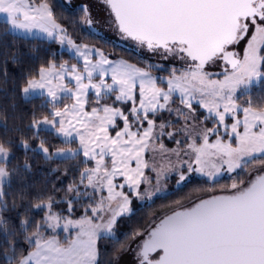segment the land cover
Instances as JSON below:
<instances>
[{"label":"snow or ice","instance_id":"snow-or-ice-1","mask_svg":"<svg viewBox=\"0 0 264 264\" xmlns=\"http://www.w3.org/2000/svg\"><path fill=\"white\" fill-rule=\"evenodd\" d=\"M102 3L119 37L155 62L138 67L77 43L68 34L77 22L64 24L49 0H0L12 34H42L77 61L50 59L26 71L20 91L50 109L42 119L32 113L33 138L44 126L66 146L50 152L40 140L45 160L83 165L61 172L58 180L69 179L60 187L13 191L20 169L9 170L12 141L0 140V264H102L105 240L113 245L108 264L125 257L124 264H264V94L253 96L264 90V0ZM81 13L85 35L100 39L88 7ZM10 60L21 63L15 52ZM20 146L36 151L23 138ZM24 170L31 171L27 161ZM192 174L212 190L224 177L229 183L127 224L133 200L150 206L173 178L182 189Z\"/></svg>","mask_w":264,"mask_h":264},{"label":"trees","instance_id":"trees-1","mask_svg":"<svg viewBox=\"0 0 264 264\" xmlns=\"http://www.w3.org/2000/svg\"><path fill=\"white\" fill-rule=\"evenodd\" d=\"M49 3L53 7L57 17H63L62 22L64 24H67L69 20L77 22L75 27L69 28L68 33L77 43L95 46L104 51L105 54L109 55L112 59H123L129 63L136 64L138 67L144 66L141 61L145 60L144 57L147 58V52L138 49L131 41L122 40L110 26L108 21L105 26L97 25L95 17L92 14V8L89 11L92 14L95 25L103 31V34L95 33L100 39H92L85 35L89 29L80 23L82 6L75 8V10H69L60 0H49ZM101 40L104 41V43H102ZM120 41L126 45H122ZM13 52H15L21 60L20 64L11 63L10 54ZM5 59L9 60V63L6 65L8 83L7 85L0 83V109L5 110L4 114H0V140L12 141L11 157L8 163L9 170L11 171L14 168L20 169V172L12 178V190L15 191L18 187L23 185H33L34 187L31 191H34L36 189H43L45 186L51 188L53 183H55L57 187H60L62 183L69 179V177H62L58 180L57 177L60 176L61 172L68 169L69 174L72 175L76 167H83V165L80 164L79 160H71L65 163H61L58 159L52 161L45 160L43 154L38 150L40 140L46 141V146L49 148L50 152L58 148H66V146L54 131L46 129L39 130L38 139L33 138L34 130L30 128L32 113H36L37 119H42L50 109L48 107H42L45 103V99L38 96L25 99L20 91V83L26 71L35 70L41 64H46L50 59H54L57 64L65 61L76 63L77 61L58 43L44 38H27L12 34L6 28L4 20L0 19V73H2L5 67L3 64ZM163 64L165 66L168 65L165 62H163ZM2 79L3 76L0 75V80ZM13 82H15V87L13 86ZM261 94H264V90L259 88L253 92L254 97H258ZM92 97L93 94H90L89 107H91ZM208 125H211V122H209ZM22 138L30 144L31 149H36V151L29 150L27 154H25L24 149L20 146ZM77 146L76 143L71 145V147L74 148ZM80 159L82 160L83 157H80ZM25 161L31 166V171L24 170ZM52 169H59V171L53 175L51 174ZM227 183H229V181L227 177H224L221 181V185L212 190L209 185L205 183L204 178L194 177L188 180L182 189H177L175 179L173 178L169 183L171 191L167 195L156 198L154 202H150V206L133 200L132 207L135 214L127 224L136 225L137 223H143L148 219L162 215L165 212H170L173 208L178 206L176 203L177 201L182 204H188L197 197L219 193L221 191V186ZM64 207L65 206L61 204L59 209L62 210ZM18 211H23V209L20 208ZM80 214V206L77 205L73 213V218H78ZM34 215L38 219L40 214L34 213ZM128 230L129 228L126 225L120 229V232ZM59 235L61 239L65 236L63 232H60ZM101 249L102 264H108L110 253L113 251V245L105 240L101 242Z\"/></svg>","mask_w":264,"mask_h":264},{"label":"rangeland","instance_id":"rangeland-1","mask_svg":"<svg viewBox=\"0 0 264 264\" xmlns=\"http://www.w3.org/2000/svg\"><path fill=\"white\" fill-rule=\"evenodd\" d=\"M61 2H62V4L67 8V9H69V10H75V8H77V7H80V6H83V4H87L88 5V8H89V10L92 8V14L94 15V17H95V20L97 21V25H100V26H105V24H106V22L108 21V14H106L105 12L106 11H104L103 12V10H101V11H97V10H95V8H97L98 9V6H102L103 4H102V1L101 0H72V1H70V3H68L67 1H65V0H60ZM100 4V5H99ZM105 6V5H104ZM103 7V6H102ZM100 12L102 13V15H100ZM91 13V12H90ZM92 14H91V16H92ZM0 19L1 20H3V16H0ZM94 25H95V23H94ZM96 25V26H97ZM101 30V29H100ZM16 35H19V36H23V37H27V38H34V37H38V38H44V37H42V34H36V35H34V36H28L27 34H25V33H20V32H17V33H15ZM44 39H47V38H44ZM120 42H122V41H120ZM123 43V42H122ZM89 47H93V48H97V47H95V46H91V45H88ZM62 48L64 49V50H66V51H68L67 49H66V47H63L62 46ZM99 49V48H98ZM69 52V51H68ZM70 53V52H69ZM71 54V53H70ZM71 56H72V54H71ZM146 56H147V58L146 57H144V59L145 60H153V62H155V60L154 59H152V57H150L149 56V54H147L146 53ZM110 59H112L111 57H109ZM112 60H118V59H112ZM123 60V59H122ZM163 62H165V63H167V64H169V62H167V61H160V63H163ZM69 63V62H68ZM77 63V62H76ZM72 63H69V65H71ZM166 68H167V66H166ZM90 94H92L91 92L89 93V100H90ZM242 103H243V101H241ZM209 127H211V125H208ZM41 129H46V130H50V131H54V130H52V129H50V128H46V127H44V126H41ZM40 129V130H41ZM55 132V131H54ZM73 149H75L74 147H72ZM194 177H200V176H198V175H196V174H192L190 177H189V179L188 180H190V179H193ZM187 180V181H188ZM186 181V182H187ZM185 182V183H186ZM170 183V182H169ZM169 183L166 185V192L164 193V195H167L170 191H171V189H170V187H169ZM163 195V196H164ZM133 208V207H132ZM66 235V234H65ZM128 259H130V257H125L124 258V261H127ZM124 261H122V264H124Z\"/></svg>","mask_w":264,"mask_h":264},{"label":"flooded vegetation","instance_id":"flooded-vegetation-1","mask_svg":"<svg viewBox=\"0 0 264 264\" xmlns=\"http://www.w3.org/2000/svg\"><path fill=\"white\" fill-rule=\"evenodd\" d=\"M65 1H67L68 3H70L69 0H65ZM70 1H72V0H70ZM101 1H102V0H101ZM102 4H103V3H102ZM99 5H100V4H99ZM83 6H87V7H88L87 4H83ZM102 6H103V7H102ZM102 6H98V9L95 8V10H97L98 12L101 11V10H103V12L106 11L105 13L108 14V13H107V10H106V7L104 6V4H103ZM88 9H89V8H88ZM100 15H102L101 12H100ZM96 22H97V21H96Z\"/></svg>","mask_w":264,"mask_h":264},{"label":"water","instance_id":"water-1","mask_svg":"<svg viewBox=\"0 0 264 264\" xmlns=\"http://www.w3.org/2000/svg\"><path fill=\"white\" fill-rule=\"evenodd\" d=\"M92 31H94L96 34H103V31H101L100 28L97 27V26L94 25V24H93V26H92ZM121 44H122V45H126L125 43H122V42H121Z\"/></svg>","mask_w":264,"mask_h":264}]
</instances>
